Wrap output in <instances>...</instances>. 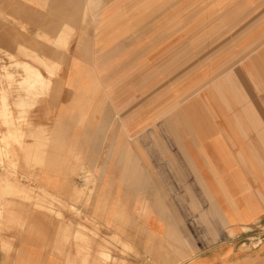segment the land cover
I'll list each match as a JSON object with an SVG mask.
<instances>
[{"label":"crops","instance_id":"0c3cea01","mask_svg":"<svg viewBox=\"0 0 264 264\" xmlns=\"http://www.w3.org/2000/svg\"><path fill=\"white\" fill-rule=\"evenodd\" d=\"M24 45L48 86L10 95L0 178L80 217L16 200L0 264H264V0H0Z\"/></svg>","mask_w":264,"mask_h":264},{"label":"rangeland","instance_id":"374dc122","mask_svg":"<svg viewBox=\"0 0 264 264\" xmlns=\"http://www.w3.org/2000/svg\"><path fill=\"white\" fill-rule=\"evenodd\" d=\"M200 17H202V15H199V18ZM205 34V30L200 31V41H202L203 37H205ZM0 50L4 51L9 56L11 61L9 67H7L9 69H7V75L3 77L2 81H0V118L3 119V125H5L7 128H14V126H12V124L8 122L9 120L13 121V119L16 117V113H14V110L10 109L9 103V97L12 92L14 90L24 92L26 91L29 95L38 96V92L46 89L48 83L39 69L42 67L44 68V65L34 59L35 53H33L30 48H28L26 45L19 47L17 51L11 49L9 50L8 48L6 49V47L3 46H0ZM38 72L42 74L41 77L38 76ZM5 83H7V91L4 89ZM24 105L25 104H22V107L20 106L22 109L20 111V118L26 121V116L28 112L26 111V109H24ZM5 122L9 125L5 124ZM17 128L20 130L21 133L18 131H14L6 137L3 136V131H0V166H2L3 168H5L6 165L10 166L12 170H16L17 168V155L13 144H16L19 151H21L22 153H27L24 141H26L32 136L26 135L25 133L22 134V129L19 127ZM45 149V144L40 142L39 147H36V149L34 150V158H30L28 154V156H26V158L24 159V164L28 166L43 165L39 156L41 154H45V152L42 153ZM4 160H6L7 163L4 162ZM9 176L10 175H7L6 178H0V233H3L13 228L12 226L14 225V221L11 215L15 213L16 208H20V206L15 205L16 200L24 202V205H34L33 207L39 210L46 211L50 208V212L56 213L59 217H62V214L64 212L73 214L76 217H80V210L77 206L81 199H74L72 205H70V203H65L59 199H55L53 204L52 200L48 201L47 195L42 189L40 190L39 196L33 195L34 190L31 188L25 189V191L23 190L22 193L17 192L16 190L11 191L9 190V188L13 187V185H10V177H16V174L13 173L10 177ZM76 179L78 181H84L85 177H77ZM28 182H31V179H28ZM261 230L262 229H256V231L252 233H246L244 241L242 242L243 245L257 247L259 238L255 239V237L261 234ZM261 235H263L264 239V233ZM250 243H252L254 246Z\"/></svg>","mask_w":264,"mask_h":264},{"label":"built area","instance_id":"2783aa9c","mask_svg":"<svg viewBox=\"0 0 264 264\" xmlns=\"http://www.w3.org/2000/svg\"><path fill=\"white\" fill-rule=\"evenodd\" d=\"M10 62L11 61H10L9 56L4 51L0 50V81H2L3 77L7 75V69H8L7 67H9ZM257 229H262L261 234L264 233V225L257 228ZM254 231H256V229H248V231L244 230V233H249V232L252 233ZM261 234H259L258 236L255 237V239L259 238V242H258L257 246H259L262 243V241L264 240L263 235H261ZM250 244H252V243H250ZM254 247H256V246H254Z\"/></svg>","mask_w":264,"mask_h":264},{"label":"bare ground","instance_id":"6f19581e","mask_svg":"<svg viewBox=\"0 0 264 264\" xmlns=\"http://www.w3.org/2000/svg\"><path fill=\"white\" fill-rule=\"evenodd\" d=\"M37 74H38V76H39V77H41V76H42V74H41L40 72H38Z\"/></svg>","mask_w":264,"mask_h":264}]
</instances>
